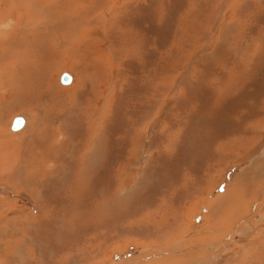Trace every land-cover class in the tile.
Returning a JSON list of instances; mask_svg holds the SVG:
<instances>
[{"label": "rangeland", "instance_id": "obj_1", "mask_svg": "<svg viewBox=\"0 0 264 264\" xmlns=\"http://www.w3.org/2000/svg\"><path fill=\"white\" fill-rule=\"evenodd\" d=\"M123 1L124 4H126L127 9L125 8L124 10H121L119 8V11L114 14V17L116 19L114 25L111 23V21L110 23H108L110 15L112 13V9L116 8L118 4L121 5L122 0H114V4H106V7L104 9H100L96 14L92 15L93 17L89 19L90 22L84 25L86 26L84 27L86 28V32H88L86 33V35H84V38H90L95 42L94 46L98 47V49L96 48L97 52L103 51L101 52V55L106 60L105 62H108L107 60L111 61L110 66L109 64H106V66L104 64L102 68L96 69L98 71L109 70L111 72V78L108 76V74H106L107 77H103V79H108L109 77V84H112V87L108 84L102 85V82H99L95 87L99 89V91H96L93 96L90 91H88V93H85V91L82 90L84 87L86 88L88 84L77 88H71V86L73 87L75 84H68V86L60 85L59 76L62 71L64 70L63 72L70 73L72 77L74 76L73 72L70 69L68 71V68L57 69V67L55 66H50L49 68L51 69V71L48 72V81L49 84L53 85V90H48L46 87L39 88V86L35 85L37 86L35 87V91L30 93L36 99L35 116L33 110L30 112L33 113V116L30 115V120L33 121L32 124L28 126V129L26 130V127L28 125V120H26V124L20 127L19 130H13L11 128V123L15 117L21 116L24 119V117L26 116L27 118H29L27 115L24 116L23 114L19 115L16 113H21V111L24 109H31L29 107H26L25 105L22 107L17 106L16 108L14 106L7 107L9 104H12L11 102L7 103V106L5 107L4 104L6 103H2L1 101L0 134H3L4 138L12 141V143H15V147H25L24 143L31 147L32 149H30V155H32V157L35 156V159L37 158V160H39L38 167H40V163H44L45 168H42V171L45 170L46 177L51 176L50 173L55 168L60 166L56 173L52 175L56 179L58 177H56L55 175H58L59 172H62L64 166L69 167L80 162L82 164H85L87 151L95 159L98 158V156H100V147H110L107 156L113 153V147H117L118 149H115L120 152H122L125 147H134L133 149H138L137 160L136 162H134L130 154V162L128 167L132 165V162H134V164L131 168H128V177L121 176L122 178H113L116 180L114 186L112 187L113 190L111 189L110 194L96 195V200L94 201V203L86 204L84 203V199H87L89 195L87 188L90 184L91 177L101 171V169L106 165L107 160L102 168L94 169L92 168L91 164L87 165V167L84 168L77 167V174L79 175L78 177L75 176V178H77V181L72 180V174L68 173L67 177L69 180L61 178L60 180H58L61 183L57 181L59 185L55 186V188H53L52 186L54 184L53 182H56L54 178H47L49 180L41 182H47V185L43 184V186L46 187L45 193L43 195H40V192L42 191L40 190V184H33L31 186L30 177L26 178V184H23V182H21L20 180V175L23 174V171L26 170V168L28 170L29 165L34 166L30 163L31 161H28L25 158H14L16 168L14 169V166L11 165L5 168L7 156L6 158H3V156L0 154V156L2 157L0 161V173L2 175H5L3 170L9 169L11 167V169L13 170V174L8 170L6 172L8 173L7 176L10 179H15V183L13 185L14 188H17L18 190L24 189L28 194L35 197L34 203L31 197L29 199V196L24 192H18L17 194H15V192H13V189H10V186L7 185V183L0 181V226H7L8 224L9 226H15L17 228L16 230H19L20 232H8L7 235L9 234L13 237L17 236V239L21 242L25 240V242L22 244H20L21 242H19V247L16 248V255L18 257L11 256L8 253L9 251L6 254H2L0 252V264H150V262L152 261L154 263L156 262L155 264H190V261H188V259H190L192 255H187L193 253H196V264H217L229 252V249H224L223 251H221L222 254L218 256H215L214 253L206 252V257L203 258L202 250L201 248L200 250L198 248L201 245L202 241L207 239L206 237H204L208 232L207 230H212L214 226L216 227L218 225L220 229L216 231H222V228L225 227L226 222L230 221L229 223H231L233 220L229 219L237 215L236 213L234 215L231 214L232 209L229 206L223 208L226 205L225 202H227L225 198L226 193L230 188L233 187L237 189V191L241 192L240 198L242 199L243 193H251L252 189H255V191L260 194L264 192V189H260V185L264 183V111H262V109L257 111L254 117H251V119L240 113L243 112V110L241 109L240 112L237 110L236 113L233 112L231 114V117L235 119L234 121H236L235 124L237 126L238 124L253 126V133L243 132L240 128H238L239 132L241 131V133L245 135V139L243 141L240 140L239 135L235 134L232 135L234 137L230 136L229 138H218L216 140V147H192V149L195 148L193 151L199 155H201V152L203 150H209L212 154H215H213L214 156L209 155L213 157L211 160H209L208 162L205 161L202 165L195 166L193 170H188V165H190V167H193L194 165L195 159L190 158L191 152L193 151H190L188 155L184 153L188 147H182V151H179L180 154L176 152L172 153L171 155L175 156L172 157V159H170V153H167L170 152L167 147V140L170 135H166L168 134V122L175 117L172 114V110L176 108V104L179 103L174 98L176 95L172 93L174 92L173 88L170 89V94H164L162 88H159V96H155L153 98H147V94H143V97L146 98L143 102V106H145L144 108L150 106L151 108L153 107L152 110L143 119L137 116H134V118L130 117L133 108L132 101L138 102L135 99H132V87L136 84V81L133 83L136 73L140 71L144 72L154 70L155 66H157L158 68L162 67L161 70L164 71V69L167 67V58L166 56H164V54H162V52L168 50L165 42L168 41L169 37L170 39H173L176 36V31H173V29H178L180 23L181 26L183 24L184 26L187 25L186 30L189 29V31H191L190 29L193 30L196 26H198L196 27V29L199 28L198 30L202 32V36H200V39H198V41L196 40L198 38L197 35L196 37L193 36L195 38L193 39L194 44H192V46L191 44H183L179 46V48H183V53L186 52V50H188V53L200 52L202 56H200L198 60L201 59V57L202 59L196 62L197 64L195 63V69L203 70L214 63V60L217 59L215 58L216 56L213 54L212 56H208L210 50L212 49V51L214 52L215 49L217 51L221 50V55L229 53L232 57L229 60L230 62L227 64V69H224V66L222 65H213L214 67H217V71H220L221 74H223L226 70L229 71L230 65H232L233 62V56L236 57L237 55L240 58L241 65L239 66L238 70V72H240L238 76L240 80L232 76V79L230 80L231 82L227 81L221 84V87L225 86L224 88L222 87L223 89L216 86L215 88L218 89V92H222L223 90L222 93H224L226 88L229 89L227 95H224V97L222 96L223 94H220V92L219 96L217 95V99L222 97L225 98L226 96L229 97V95L231 96L234 94V92L238 91V98L243 101L245 95L248 93L247 90L250 87V89H252L253 91L252 96H255L257 91L259 90V86H262L264 88V17L258 18L260 12H262L261 8H263L264 6V0H237L239 3L236 2V0H231L232 2H230V0H186L183 9L181 5L178 11L182 12V15L181 18H178L177 21L174 20L175 17H173V15H175L173 12L177 10L176 7L175 11L173 8H171V16L168 15L165 17L167 12L164 14V11H162V16L165 17L163 21V24L165 26H169L171 22H173L175 26L178 24V26L176 27L174 26L169 28V34L171 35L168 34L167 39H157L155 35H150L148 33V23L146 24L144 18L145 16H147V14H149L148 12L151 11V9L155 11V7L149 5L150 2H154L157 6L158 11H153L151 13L159 21L162 18L158 15V12H160V10H166L167 8H169V6H172L173 4L171 3H175V1L160 0L159 3H157V0ZM7 2L5 1L4 4H7ZM22 2L25 8L22 17L23 24L29 25L33 23L35 25V22H38L42 17L43 19L46 18V14L41 13L39 9L31 5V2L29 0H23ZM257 2L259 3V5H262H260L259 7ZM4 4L3 1L0 0V10ZM18 4L21 3L15 2L14 6H17ZM203 9L207 11V14H204V11L201 12V10ZM246 15L249 17H247ZM245 20H247V22L249 23H246V30H244L243 32L244 35L242 36V40H247L243 43V46L247 44L246 46L250 48V50L245 46L242 49L239 47L238 49H235L232 44V42L235 41L233 38L238 36L235 35V30L237 31V29H239L238 26L241 28L244 27L246 22ZM14 25L16 24H12L11 26L8 25V27L6 25H3L0 26V28L5 27L6 29H8V31L15 32L16 30L13 28ZM225 25L228 26V30L226 31L222 28V26ZM19 26L20 25L18 24L17 27ZM104 28L106 29V35L109 34L110 36H113L116 33L117 38L111 39V41H109L108 39L109 35L107 38H105ZM196 32L198 33V31ZM190 34L193 35V31L190 32ZM232 34L234 36L231 37L230 35ZM183 35H186L185 31ZM203 35H206V37H204ZM122 36L125 37L123 38ZM231 38L232 41H230ZM147 40H149L148 43ZM26 41L30 42V39L18 41L15 44V47L18 49H22L26 44ZM78 41L81 42L78 38H74V41L71 40L72 43L70 42L66 45H63L64 50H67L70 45L71 48H74L72 49L74 52L70 53L72 54V57L82 58L84 56V59L88 58V62L91 59L96 65L102 64L100 61L96 60L97 58L94 55H91V52H93L95 49H88L89 52H87L88 54H86L85 56L81 44L82 42L78 43ZM216 42L217 44H220V46H216ZM250 42H252L251 47L248 45ZM151 43L153 44V46ZM109 44L111 49H108L110 48L108 47ZM141 44L142 46H140ZM207 44L210 45L207 46ZM126 45L128 46L126 47ZM112 48H114V51L118 52L117 56L119 58L114 56V54L116 53L112 52ZM217 48H219L220 50H218ZM145 49L146 51H144ZM127 50L129 52H127ZM132 50H134V52ZM203 51H206V53L208 54L205 53L204 55ZM28 52L29 51H26V53ZM76 52L77 54L79 52V55H77ZM240 52L243 53L240 54ZM74 53L76 54V56H74ZM21 59H27L29 62H31L28 57H24ZM50 59L52 61V58ZM158 59L161 61H159ZM66 60V58L61 57L58 61L65 62ZM193 60L194 59L191 58V61ZM162 61L164 63H162ZM134 62L136 63V65ZM95 64H93V66H96ZM6 74L7 76L14 78V87L16 88L19 86V91L22 95H26L28 93L26 92V89L29 88V83L24 82L26 78H23V81L18 83L17 78L19 77L20 73L12 75V73L9 72ZM95 74V69L92 67L89 76ZM201 74H203V72ZM180 78L181 77L176 78V80L172 84L174 89H177L178 84L179 88H181V82H179ZM50 79H52L51 83ZM238 80L240 81V84L242 83L243 87L247 86V88H243L242 86L239 87L240 84L238 83ZM116 81H118L117 84L115 83ZM189 81L191 82H188V88H186L185 90L186 92L189 91L190 93H186V95H196L193 92L196 91L197 83L199 80L197 81L195 78L194 80L189 79ZM149 83L145 87L150 91ZM230 87L232 88L230 89ZM87 89L91 88L87 87ZM78 90L79 93L82 91V93L87 94L90 99H85L84 97L77 95L74 101V94L78 93ZM206 90L212 91L210 95L214 97V94L216 92V90L214 91V85L212 87L207 86ZM22 91L25 94H23ZM259 93L260 94L257 95L260 97L259 101L264 102V92ZM138 95L141 102L142 98L140 92H138ZM257 96L254 98L250 97L248 99L250 100L249 102L254 103V101L259 98H257ZM91 98H95V102ZM206 98L208 97L206 96ZM186 103V106H182L185 108H189L190 112L195 109H192L193 105L195 106V104L189 103L187 101ZM92 104H94V106H92ZM121 104L123 105L122 108H120ZM210 105L212 106V103H210ZM253 106L258 108V104L256 103L255 105H252V107ZM217 107L220 110L222 104H217ZM65 108H67V111L69 109V113L66 116L67 120L71 122L73 126L69 124L64 125L61 120L57 118L60 116H64L62 109L64 110ZM96 109L100 110L99 113L98 111H96ZM114 110H118L119 114H117V111L115 114H113ZM125 111H128V113H126ZM75 113H77V115ZM88 113H92V115L85 120L84 117L87 116ZM35 117L39 118V125H37L39 127H36L34 125V121L36 119ZM71 117L73 118V120H70ZM114 117L119 119V121L117 122L116 118ZM128 118L129 123L132 122V119L136 120V123H138L137 125H135L137 128L135 135L133 134L132 129H129V123L127 125L128 130H125V128L121 129L122 132L125 131L124 133H121V130H115L116 126L119 127L120 124H123L122 121H125ZM81 119L84 120V123L87 122V120L88 122L84 125ZM82 123L84 126L82 125ZM70 126L79 134V141L77 143H74V146L71 145L72 148L78 147V149L80 150L79 154H76L75 150L68 151L64 155L62 160V164H64V166H61L60 163H57L53 160H47L45 156V151H47L46 147H67L71 144V141L74 140V134L72 135V133L70 132ZM175 128L176 127L171 129V131ZM39 130L42 131V136H40V138H45L46 136L47 138H45L40 143L41 145L38 141V143H36L33 148L31 142H33L35 137L37 138V135H40L37 132ZM21 132L22 134L18 135V133ZM35 132L37 133V135L34 136L33 133ZM111 132L117 133H114L115 135H110ZM8 133H12L11 136ZM15 134L17 136H15ZM124 135L127 137V139L122 140ZM199 138L200 136L197 135L196 141H202L201 138ZM229 140L230 142H228ZM38 144L40 146L36 147V145ZM121 144L123 148L120 146ZM9 147L10 146L0 148L3 151H6ZM127 150L129 152L130 149ZM179 155H181V158L178 157ZM39 157H42V159H39ZM78 157L79 160L77 159ZM168 157L171 161L169 164L167 161ZM176 160L179 161L177 162ZM253 160L255 161L251 165L247 164L248 162ZM206 164L208 165V167L204 168ZM168 165H173L172 167H176L178 171L182 168H185V171L182 176L177 177L178 179H175L176 177L172 173L173 168L171 169L172 172L166 170V172H168L169 174L172 173L170 175V178L167 176L168 173L166 172H164V175L163 173H160L158 176H155L157 168L169 167ZM38 167H31L29 169H34L36 171L42 172L40 169H38ZM198 167L200 169H198ZM253 167L254 171H249V168ZM73 168L75 169L76 167ZM126 169L127 166L125 168V172ZM37 174L38 173H36V176ZM113 175L114 174H112V176ZM46 177H42V180H45ZM169 180L173 182H170ZM71 182L75 183V185L73 187V190L71 191V194L69 195ZM168 182H170V184ZM63 184H65L63 186V189H68L69 196H63L62 193H58L60 187L62 188ZM187 184L188 188L185 186ZM220 185L222 186L221 189ZM186 189L189 190L187 196L186 194H184L186 192ZM76 190L78 191L76 194L77 198L75 201H73V196ZM50 192H54V195L52 194L51 198L47 200L48 204H45L43 200L48 196V193ZM218 193L222 194L217 195ZM58 194H60V198L67 197L65 202L73 201L72 204L61 210L60 205L63 203L59 202L55 204L56 199L59 198ZM216 196L223 199V204L218 209L214 207V204L217 203V201L216 199H213ZM182 197H185L184 201H177V199H181ZM167 198L171 200V202L167 203L162 200ZM172 198L175 199L172 200ZM78 201H80L79 203H83V208H81V206L76 207ZM210 201H212V205ZM245 206L246 205H244L243 199V201L241 200V202L238 204V207L241 209L238 214L244 212ZM52 207L54 210L51 216L50 211H48L49 214L46 212V208ZM40 208L44 209L45 212H42ZM213 210H215L216 215L213 216L214 213H210V219L213 217V220L208 221L206 219V216L208 215V212H213ZM256 210L259 211L260 208H256ZM222 213L223 215H230L229 217L224 216V219L222 220ZM258 215L264 221V216L262 215V213H259ZM36 217L39 220L38 223L36 222ZM250 219L252 220V218ZM245 220L246 218L242 219L239 224L243 223ZM167 222H169L167 224L168 226L166 225ZM39 228H42L43 230V238L46 243H36L33 241V231ZM160 229L161 231L159 232ZM5 231H9L7 227L6 230L4 229L1 231V238L6 236ZM24 231L27 232L24 233ZM216 231L214 232L213 237H216L217 235L218 238L208 241L204 244H211L216 241H221L222 238L225 237L226 239H230L232 243H235L230 244V247L237 245V247L232 251L230 250L231 253L237 251L242 244L250 241H254V243H252L253 245L249 247L253 246L254 248H256L259 244L264 245V228L260 229V233H255L252 236V239L251 237L248 238L245 236L246 228L242 225L237 226V237L233 234H224L220 236ZM24 237H27V239ZM4 238L3 241H9L12 237H9L7 239ZM22 238H24V240ZM26 241H28L29 245H27ZM32 243L36 244L34 245ZM3 244L4 245L2 247L5 249L7 244ZM164 245L165 248H163ZM22 247H24V249ZM175 247L183 249L184 251H175ZM200 251L201 255L199 259L198 253H200ZM263 251L264 249H262L261 253ZM18 252L20 253V255ZM21 253L23 254L22 256ZM171 253H173V255H171ZM27 254H29V256ZM19 258H23L24 261H21ZM176 258L177 260L183 259V261L177 262L176 260H173ZM191 259L193 260L194 258ZM248 261L246 262V259L242 261H237L236 259H234L232 261V264L235 262H237V264H249Z\"/></svg>", "mask_w": 264, "mask_h": 264}, {"label": "bare ground", "instance_id": "obj_2", "mask_svg": "<svg viewBox=\"0 0 264 264\" xmlns=\"http://www.w3.org/2000/svg\"><path fill=\"white\" fill-rule=\"evenodd\" d=\"M2 1H3V4L5 3V1L7 2V0H2ZM22 1L23 0H18V1L11 0V2H10V0H8L7 4H4L3 7L1 8V10H4V11H1L0 10V26L6 25L8 27V25L11 26L12 24H16L13 27L16 30L15 32L8 31V29H6L5 27L0 28V30L2 29L0 31V102L2 101V103H6V104H4L5 107L7 106V103H9V102H11L12 104H9L7 107L14 106L16 108L17 106L22 107L24 105L26 107H29L31 110L24 109V110L21 111V113H16V114H19V115L20 114L27 115L29 117V118H27V117L25 118L24 117V119H23L21 116H17V118H21V119L24 120V122H23L24 124H26L25 122H27L26 120H28V125L26 127V129H27L28 126H30L32 124V122H33V121L30 120V118H31L30 115L33 116V113H30V112L33 110L34 111V116H35V110H36V99L30 93H32L33 91H35V89H36L35 87H37V86H39V88L40 87H43V88L46 87L48 90H53V85L52 84H49V81H48L49 80L48 79V75H49L48 72L51 71V69L49 68L50 66H52V67L55 66V67H57V69L58 68H68L67 69L68 71L70 69L73 72V74H74L73 80H72V83L71 84L72 85L75 84L73 87L71 86V88H75V87L77 88V87L85 86V85L88 84L86 86V88L84 87L82 90H84L85 93L86 92L88 93V91H90L93 94V96H94V93L96 91H99V89H97L95 87L97 86V84L99 82H102L103 77H107L106 74H108V76L111 78V72L109 70H106V71H104V70L98 71L96 69V68H98V69L102 68V66H104V64H105V66H106V64H109V66H110L111 61L110 60H107L108 62H105L106 60L101 55L102 54L101 52H103V51L97 52L96 51V48L98 49V47H95L94 46V43L95 42L93 40H91L90 38L89 39H85L84 38V35H86V33H88V32H86V30H85L86 28H84L86 26H84V25L86 23H89L90 22L89 19H91V17H93L92 15L96 14L100 9L101 10L104 9L106 7V4H109V3L114 4V2H113L114 0H29L31 2V5H33L37 9H39L41 13L46 14L45 15L46 18L43 19V17H42L38 22H35V25L33 23H32L33 25L32 24H29V25L23 24L22 17H23L25 8H24V5H23V2ZM173 1H176V0H173ZM185 1L186 0H179V3L178 4L171 3L173 5L172 6H169V8H167L166 10H160V12H158V15L161 16L162 19L159 20V21L151 13V12L154 11V10L151 9L152 8L151 7L150 8L151 11H149L148 12L149 14H147V16H145V18H144V21L146 22V24L148 23V26H149V29H148L149 32L148 33L150 35H153V36L155 35V37L157 39L158 38L159 39L160 38L167 39L168 38V34H169V30L164 31V32H160V31L157 30V27L159 25L163 24L164 18L166 16H168V15L171 16V8H173L174 11H175V7L177 8V10L175 12H173L175 14V13H177L179 11L181 5H182V8H183V6L185 4ZM214 1H216V0H214ZM259 1H261V0H259ZM15 2L16 3L18 2V3H21V4H18L17 6H14V3ZM159 2H160V0H157V3H159ZM230 2H232V1L230 0ZM236 2H238V1L236 0ZM149 5L155 7V11H158L157 6H156V4L154 2H150ZM258 5H259V3H258ZM260 5H262V4H260ZM260 5H259V7H260ZM119 8L121 10H124L125 8L127 9V6H126V4H124V1L123 0H122L121 5L118 4V6L116 8L112 9V13L110 15V19H109V22L108 23H110V21H111V23L114 25V23L116 22V19L114 17V14L119 11ZM261 9H262V12H264V6ZM162 11H164V14L167 12L166 15H165V17L162 16V14H163ZM185 12H186V10H185ZM262 12H260L258 18H263L264 17V13H262ZM129 14H131V13H129ZM251 16H253V15H251ZM247 17H249V16H247ZM256 18H253V19H256ZM135 19H136V17H135ZM245 21L246 22H245V26L244 27L241 28V27H239L237 25L239 29L236 28L237 31L235 30V32H236L235 35H238V36H236L235 38H233L235 41H233L232 44L234 46H236V47L243 48L245 46L246 48H248L246 46L247 44H245L243 46V43L246 42L247 40H242V36L244 35L243 32H244V30H246V28H245L246 27V23H249V22H247V20H245ZM177 23H179V22H177ZM18 24L20 25L19 27H17ZM174 26H175V24L173 22H171L170 23V28L171 27H174ZM176 26H178V24ZM186 27H187V25L184 26V24H183L181 26V23H180V25L178 26V29L177 28L176 29L175 28L173 29V31H176V36L173 39H170V37H169L168 41L165 42L166 43L165 45L168 47V50L167 51H163L162 54H164V56H166V58H167L166 59V61H167V67L164 69V71L161 70L162 67H160V68H158L157 66L154 67V70L159 71L161 73V78L159 80H156L155 81L156 73H154V72H152L150 70L149 71H146L145 73L144 72H140V73L137 72L136 75H135L134 81H133V83L136 81V84L132 87V99H135L138 102L132 101L133 102V108H132L131 114L130 113L129 114H130V117H132V118H134V116H137V117H141L142 119L145 118L148 115V113L153 108V107L151 108L150 106L144 108L145 106H143V104H144L143 102H144V99H146V98L143 97V94L144 95L147 94V98H149L151 96L152 91L156 87H158V86L163 87L164 89H166L169 92H171L170 89L173 88V91L174 92H172V93L176 95L174 98L179 103L176 104L177 105L176 108H174L172 110L173 111L172 114L175 117L171 120V129H173L174 127H176L174 130H177V131L172 130L170 133L166 134V135H170L169 138H168V140H167V143H168V146L167 147L170 150V152H167V153H170V155L172 153H174V152L180 154L179 151L182 149V147H185V148L188 147L189 148V149L187 148V150H185V152H184L185 154L188 155L190 151H193L195 149V148L192 149V147H210V148L211 147H216L217 146L216 140L218 138L219 139H221L222 137L229 138L230 136L231 137H234L232 135H233V133L236 130H238V128H240L242 130V129H244L247 126V125H241V124H238V126H237L235 124L236 121H234L235 119H233L231 117V114L233 112L236 113L237 110L239 112H240V109L243 110V112H240V113H242L246 117H249L250 119H251V117H254V115L256 114L257 111H259L261 109H262V111H264V102H259V103L258 102H255V101H254V103L249 102L250 100H248V99L250 97H253L252 96L253 91H252V89H250L251 87L247 90L248 93L245 95V98H244L243 101H241L238 98V91L234 92V94L231 95V96L229 95V97L226 96L225 98H223L224 95H227L229 89L226 88V90L224 89L225 90L224 93H222L223 90H222V92L220 91L221 92L220 93V92L217 91L218 89L215 88L216 86L218 88H222L223 86L221 87V84H223V83H225L227 81L231 82L230 80L232 79V76L235 77V78H238V76L240 74V72H238V70H239V66L241 65L240 64L241 62H240L239 56H237V55H236V57L233 56V62H232V65H230L229 71L226 70L223 74H221L219 76H216V73L218 72L217 71L218 69H217V67H214L213 65H215V66H217V65L224 66L222 63H223V60H224L225 56L224 55H221V52H220L221 50L219 49L220 47L217 48L220 51H217L215 49V52H214V51H212L213 50L212 49V50H210L209 54L206 53V51H203L204 52V55L206 53V54H208V56H212V54L216 56L215 58H217V59L214 60V63L213 64L209 65L208 67H206L203 70L195 69L194 68L195 67V63L198 62V61H200L202 59V57H201V59L198 60V58L200 56H202L200 54V52H191V53H188L187 52L188 50H186V52L183 53L182 52L183 51V48H179V46L180 45H183V44H189V45L191 44V46H192V44H194L193 43V39L197 35L198 38L196 40L198 41V39H200V36H202L201 35L202 32L200 30H198L199 28L196 29V27H198V26H196L193 30L190 29L191 31H189V29L186 30ZM188 27H189V25H188ZM222 28L225 31L228 30V26L227 25L222 26ZM179 29H180V31H179ZM184 31L186 32V35H183ZM192 31H193V35L190 34V32H192ZM196 31H198V33ZM106 34H107L106 33V29L104 28L105 38H107L108 35H109V34L108 35H106ZM169 35H171V34H169ZM146 36H148V35H146ZM193 36H195V37H193ZM203 36L206 37V35H203ZM227 36H229V35H227ZM230 36L232 37L234 35L232 34ZM122 37L124 38L125 36H122ZM74 38L75 39L78 38L82 42L81 43V42L78 41V43H81L82 44V47H83V51H84V55L85 56H86V54H88L87 52H89L88 49H90V50L91 49H95L93 52H91L92 53L91 55H94L97 58L96 60L100 61L103 65L102 64L96 65L91 59L88 62L87 61L88 58L87 59H84L85 58L84 56L82 58H80V57L79 58L72 57V54H70V53L71 52H74L72 50L74 48H71L70 45H69V47H68L67 50H64L63 45H66V44L70 43L71 40L74 41ZM114 38H117V34L116 33L113 36H110L109 35V37H108L109 41H111V39H114ZM27 39H30V42H27L26 41V44L23 46L22 49H18V48L15 47V44L18 41L27 40ZM146 39H147V37H146ZM170 40H172V41H170ZM123 41H126V40H123ZM230 41H232V38H231ZM148 42H149V40H147V43ZM158 42H161V41H158ZM217 42H219V41H217ZM217 42H216L215 45L216 46H220V44H217ZM110 44H109L108 47H110ZM142 44H143V42H142ZM142 44L140 46H142ZM250 44H251V42L248 45L250 46ZM209 45L210 44H207V46H209ZM80 46H79V48H80ZM127 46L128 45H126V47ZM152 46H153V44H152ZM195 46H198V45H195ZM195 46H194V48H195ZM108 49H111V47L108 48ZM146 49L144 51H146ZM248 49L250 50V48H248ZM152 50H153V48H152ZM202 50H203V48H202ZM26 51H29V52L26 53ZM80 51H81V49H80ZM132 51L134 52V50H132ZM132 51H131V53H132ZM112 52L113 53H116V54H114V56H116L117 58H119L117 56L118 55V52L117 51H114V48H112ZM127 52H129V51L127 50ZM76 54H77V52H76ZM76 54L74 56H76ZM106 54H109V53H106ZM228 54H227V58H228V61H229L230 58H232V57L230 56V54L229 55ZM77 55H79V52H78ZM89 55H90V53H89ZM154 56H158V55H154ZM228 56H230V57H228ZM24 57H28L31 62H29L27 59L26 60H22L21 59V58H24ZM61 57L66 58L67 60L65 62H61L62 60L61 61H58ZM50 58H52V61H51ZM117 58H115V59H117ZM191 58H193L194 60L191 61ZM84 60H85V62H84ZM159 61H161V60H159ZM81 62H82V64H81ZM60 63L61 64L63 63V64L61 65ZM162 63H164V62L162 61ZM93 64H95L96 66H93ZM135 65H136V63H135ZM92 67L95 69V73L96 74L89 76V73H90ZM63 71H62V73H63ZM9 72L12 73V75H15L17 73H20L19 74V77H18L19 79L17 78L18 83L19 82H22L23 81V78H26V80H24V82L29 83V88L26 89V92H28L26 95H22L20 93L19 86L16 87V88L14 87V84H13L14 78L13 77H9L6 74V73H9ZM202 72H203V74H201ZM64 73H68V72H64ZM224 76H225V78H224ZM109 77H108V79H109ZM178 77H181L180 78V81H179V82H181L180 83L181 88H179V84H178L177 89L175 88L176 89L175 90L172 84L174 83V81ZM50 78H51V76H50ZM195 78H196L197 81L199 80L198 83H197V89L195 87L196 91L193 92L196 95H193L191 93L192 95L188 96V95H186V93H190V92L189 91L186 92L185 89L188 88V85H187L188 82L189 83L191 82V81H189V79L194 80ZM69 79H70V77H69ZM239 80H238V83L240 84V81ZM51 81H52V79H50V83H51ZM59 81H60V76H59ZM149 82H152V83H149ZM34 83H36V84H34ZM115 83L117 84L118 81H116ZM148 83L150 84L149 85L150 88L148 87L150 89V91L147 90V88L145 87ZM35 85H37V86H35ZM194 85H196V84H194ZM213 85H214V91L216 90V93H217L218 96H219V93L220 94H223L222 95L223 97L222 98H219L218 100L221 101L222 103H224L226 105V110H225L224 113L222 112L223 106L219 110V108L214 105L213 96L210 95V93H211L210 91H208L206 89L205 90H200L203 87L204 88H207V86L212 87ZM240 86H242V83L239 85V87ZM87 87H89L91 89H87ZM255 87H256V85H255ZM231 88L232 87H230V89ZM243 88H247V86H245ZM138 92H140V95H141V98H142L141 99L142 100L141 102H140V99H139ZM85 93H82V91L79 93V90H78L77 95H79L81 97H84L85 99H90V97L87 94H85ZM23 94H25V93L23 92ZM77 95H75V97H77ZM206 96L208 98H206ZM218 96H217V98H218ZM95 98H91V99H93V101L95 102ZM226 98H227V101H226ZM90 101H92V100H90ZM186 101L189 102V103L195 104V106L193 105V107H192V109L195 108L193 111L190 112L189 111V108H187V107L185 108V107L182 106V105H185ZM148 103H149V100H148ZM210 103H212V106L210 105ZM255 103L258 104V108H256L255 106L252 107V105H255ZM150 104H151V102H150ZM92 106H94V104H92ZM122 106L123 105L121 104V107L120 108H122ZM81 107H83V106H81ZM118 108H119V106H118ZM64 110L62 109V112H63L64 116L67 119V116L66 115L69 113V109H68V111H67V108H65ZM216 110H219L220 111V114L218 115V117H215L214 116V112ZM96 111H98V113H99L100 110L96 109ZM116 111H117V114H119L118 110H114L113 111V114H115ZM79 113H82V112H79ZM92 113H88L87 116L84 117L85 120L88 119L92 115ZM126 113H128V111ZM16 114H14V115H16ZM75 114L77 115V113H75ZM127 116H128V114H127ZM82 117H83V115H82ZM35 118L36 119L34 121V125L37 126V125H39V118L38 117H35ZM82 121L84 123V120H82ZM133 121H136V120L133 119ZM87 122H88V120H87ZM87 122H85V123H87ZM83 123H82V125H83ZM85 123H84V125H85ZM37 127H39V126H37ZM119 127L116 126L115 127V130L116 131L117 130L119 131V130H121L123 128H125V130H127V127H123L121 124H120ZM79 128H80V126H79ZM85 128H87V127H85ZM124 132H122V130H121V133H124ZM21 133H18V135L21 134ZM11 134H9V135L11 136ZM91 134H93V133H91ZM80 135H82V134H80ZM197 135L200 136V138H201L202 141H196V136ZM15 136H17V135L15 134ZM83 137H84V135H83ZM239 137H240V140H242V141L245 139V135H239ZM124 139H127V137L124 136L122 140H124ZM132 139H133V137H132ZM160 140H161V138H160ZM78 141H79V134L77 132H75L74 133V140L71 141V144L68 145V146L69 147H72V146H74V143H77ZM228 142H230V140ZM9 145H10V140L4 139L2 141L1 147H6V146H9ZM120 146L122 147V144ZM226 146H227V144H226ZM39 148H42V147H39ZM119 153H120V151L114 149L113 153H111L108 156V158H107V162H106V165H105V171L103 172L101 170L100 172H98L96 174L100 178L102 184H101V186H96L95 187V189H96L95 197H96V195H108V194L111 193V189L114 186V183H115V180H116V179H113V178L120 176V171H121L120 168H121V165L122 166L124 165V161L121 158V156H119ZM213 154L209 152L207 154V157L205 158L204 155H199V154H196V153L191 152V157L190 158L195 159V161H194L193 167H189V166L188 167L191 170H193L195 166L202 165L205 161L208 162L209 160H211L212 157L209 156V155L214 156ZM122 155H124V154H122ZM172 157H175V156H172L171 155V158L170 159H172ZM178 157L181 158V155H179ZM178 157H176V158H178ZM34 158H35V156L32 157V155L29 154L28 157L26 158V160H28V161H31L32 160L33 161ZM180 158H178V159H180ZM170 159L168 157V159H167L168 164L171 162ZM181 161H184V160H181ZM117 164H119L120 167L117 168V169H115L114 166L117 165ZM159 166H161V165H159ZM172 166L157 168L156 173H155V176H158L160 173L161 174L163 173V175H164V172H166V170L172 172L171 169L173 168V172L172 173L176 177V178L175 177L174 178L175 179H178L177 178V177H179L178 176V169L176 167H172ZM184 166H185V164H184ZM178 167H179V165H178ZM198 169H200V168L198 167ZM77 172H78V169L75 168L72 171V176L75 177V175H78ZM61 173H62V175H61ZM166 173H168V172H166ZM172 173H170V174L168 173L167 176L170 178V175ZM112 174H114V175L112 176ZM55 176L58 177L57 179L60 180L61 178H66L67 172L63 169L62 172H59V174L58 175H55ZM106 177H107V185H106ZM47 180H49V179H45L44 181H47ZM110 181H111V184H110ZM169 181L170 182H173L171 180H169ZM170 182H168V183L170 184ZM59 183H61V182H59ZM187 183H189V182H187ZM182 184H183V182H182ZM172 186H173V184H172ZM230 189L226 193V195H227L226 201L227 202H225L226 205L223 208H225L227 206L228 202L233 197V195L235 193V190H236L233 187L230 188ZM59 191H64V190L60 187ZM186 196H187V194H186ZM173 199H175V198H172V200ZM162 200L165 201V202H167V203L171 202V200H169L168 198L167 199H162ZM79 202L80 201H78V204L76 206H79L81 204ZM168 223L169 222H167L166 225ZM168 228H171V227H168ZM4 229L5 228L1 225L0 226V234L2 233L1 231L4 230ZM216 230H218V229L216 228ZM160 231H161V229L159 230V232ZM220 231H216V232L220 233ZM5 233H6V236H9V237H12V238L10 239L11 241L10 240L9 241H7V240L6 241H3V238L6 237V236H4L3 238H1L2 235L0 236V250H3V251H0V252L2 254H6L9 251L8 253L11 256H17L16 255L17 254L16 248L19 247L18 245H19V242H21V241H19L17 239V236H14L13 237V236H10L9 234L7 235L8 231H5ZM28 236H29V234H28ZM9 237H6L4 239H7ZM32 237H33V241L36 242V243H42V242L43 243H46V241H44V238H43L44 237L43 236V233L40 234V237H38V236H32ZM32 237H29V238H32ZM24 238L27 239V237H24ZM24 238H22V239L24 240ZM24 242H25V240L23 242H21L20 244H22ZM26 242H27V245H29L28 244V241H26ZM3 243H6L8 245V246L6 245V248L7 249L6 248L4 249L2 247L4 245ZM32 244H34V243H32ZM22 248L24 249V247H22ZM19 255H20V253H19ZM22 255L23 254L21 253V256ZM27 255L29 256V254H27ZM19 259L21 261L23 260V258H19ZM155 263L153 261L150 262V264H155ZM249 264H251V263H249Z\"/></svg>", "mask_w": 264, "mask_h": 264}, {"label": "crops", "instance_id": "obj_3", "mask_svg": "<svg viewBox=\"0 0 264 264\" xmlns=\"http://www.w3.org/2000/svg\"><path fill=\"white\" fill-rule=\"evenodd\" d=\"M175 3L176 4H178L179 3V0H176L175 1ZM206 3H208V2H206ZM208 4H210V3H208ZM183 9V8H182ZM204 11V14H207V11L206 10H201V12H203ZM183 12H184V10H183ZM176 15V16H175ZM175 15H173V17H175L174 18V20H178V18H181V15H182V12H177V13H175ZM169 28H170V24H169V26H165L164 24H161V25H159L158 27H157V30L158 31H160V32H164V31H167V30H169ZM224 30V29H223ZM251 44H252V42H251ZM251 44H250V46H251ZM234 46V45H233ZM235 47V49H238V47H236V46H234ZM240 48V47H239ZM242 49V48H241ZM243 52H240V54H242ZM224 56H225V58H224V60H223V65H224V68H227V64L229 63V61H228V58H227V54H223ZM150 71H152V72H154V73H156V78H155V81L156 80H159L160 78H161V73L159 72V71H154V70H150ZM140 72H142V71H140ZM139 72V73H140ZM144 72H146V71H144ZM64 73V72H63ZM63 73H61L60 74V76L63 74ZM67 74H69V76H70V81L67 83V84H62V83H60V81H59V84L60 85H67L68 86V84H71L72 83V75L70 74V73H67ZM219 75H221V72L220 71H218L217 73H216V76H219ZM224 78H225V76H224ZM109 79H103L102 80V85L103 84H108V85H112V84H109ZM114 85V84H113ZM112 87V86H111ZM159 88H162V91H164V94H166V93H168V94H170L171 92H169V91H167L166 89H164L163 87H161V86H158V87H156L153 91H152V93H151V96L150 97H155V96H159V93H160V89ZM206 88H201L200 90H205ZM211 93H212V91H210ZM259 92H264V88L262 87V86H259V90L257 91V93H256V95L255 96H253V97H256L257 95H259L260 93ZM75 95H77V93H75L74 94V101H75ZM259 96H257V98H258ZM201 98V97H200ZM259 99H260V97L255 101V102H263V101H259ZM213 101H214V105L215 106H217V104H221L222 102L221 101H219L218 99H217V93L215 92V94H214V97H213ZM222 106H223V110H222V112L224 113L225 112V110H226V105L224 104V103H222ZM220 114V111L219 110H216L215 112H214V116L215 117H218V115ZM25 116V115H24ZM25 118H26V116H25ZM58 119H60L61 120V122L64 124V125H72V123L71 122H69L67 119H66V117L65 116H60V117H57ZM114 118H116V117H114ZM70 120H73L72 118H70ZM116 120L117 121H119V119H117L116 118ZM128 120H129V118L128 119H126L125 121L123 120L122 122H123V124H121L123 127H127V125H128ZM24 124V123H23ZM130 125H129V129L131 130L132 129V131H133V134H135L136 133V126L135 125H137L138 123H136V121H133V119H132V122L131 123H129ZM168 124H169V127H168V133H170L171 132V121H169L168 122ZM23 126V125H22ZM73 126V125H72ZM37 127V126H36ZM114 127V126H113ZM112 127V128H113ZM28 129V128H27ZM26 129V130H27ZM19 130V129H18ZM127 130H128V128H127ZM241 131H243V132H247V133H253L252 131H253V126H249V125H247L244 129H242ZM241 131L239 132V130H236L234 133H233V135H243L242 133H241ZM40 135L38 136L37 135V133L35 132V133H33V135L35 136V135H37V138L35 137L34 138V140H33V142H31L32 143V146L34 147V145L36 144V143H38V141H39V144L45 139V138H47V136L45 137V138H40V136H42V131L41 130H39V131H37ZM70 132L72 133V135L76 132L75 130H73L72 128H71V126H70ZM115 134L117 133V132H114ZM113 132H111V134L110 135H115ZM22 134V133H21ZM20 135V134H19ZM125 136V135H124ZM126 137V136H125ZM4 139H6V138H4V135L3 134H1L0 135V147H1V145H2V141L4 140ZM245 142H246V140H245ZM25 144V147H15L16 145H15V143H12V141H10V147L8 148V150H6V151H3L1 148H0V154L3 156V158H6V156H7V162L5 163V168L7 167V166H9V165H11V166H14V169L16 168V165H15V159L14 158H27L28 157V155L30 154V149H32L31 147H29L26 143H24ZM36 145V147H38V146H40V145ZM59 148V149H58ZM75 148V149H74ZM109 148L110 147H100V156H98V158H94L88 151H87V157H86V163L85 164H82L81 162L80 163H76V165H73V166H69V167H67V166H64V164H62L63 162H62V160H63V157H64V155L68 152V151H71V150H75L76 151V154L78 153L79 154V152H80V150L78 149V147L76 148V147H69V146H67V147H46V150L47 151H45V156H46V158H47V160H53V161H55V162H57V163H60L61 164V166H64L63 167V169L67 172V175H68V173H70V174H72V171L74 170V168L73 167H87V165H92V168H94V169H96V168H102L103 167V165L105 164V162H106V160H107V154H108V151H109ZM114 149L116 148V147H113ZM134 147H125L124 149H125V151H124V149H123V152H120L119 153V156H121V158L123 159V161H124V165L122 166V168H120V170H122V172L120 171V176L119 177H128V173H129V171H128V168H131L132 167V165L134 164V162H136V160H137V152H138V149H133ZM242 148V147H241ZM250 148H252V147H250ZM250 148H249V150H250ZM15 149V150H14ZM116 149H118V148H116ZM115 149V150H116ZM127 149H130L129 150V152H128V150ZM133 149V150H132ZM132 150V151H131ZM211 153V151H205V150H203L202 152H201V155H204L205 156V158L207 157V154L208 153ZM193 153H195L194 151H193ZM75 154V155H76ZM122 154H124V155H122ZM130 154H131V157H132V160H134V162H132V165L131 166H129L128 167V165H129V162H130ZM236 154H237V152H236ZM15 155V156H14ZM215 155V154H214ZM233 155H235V154H233ZM213 158V157H212ZM1 159H2V157L0 156V161H1ZM39 159H42V157H39ZM78 160H79V157L77 158ZM255 160H253V161H250V162H248L247 164L248 165H251L253 162H254ZM217 162V161H216ZM22 163V162H21ZM31 164H33L34 166H32V165H29V168H33V167H35V168H37L38 167V164H39V160H37V158L35 159L34 158V160L32 161L31 160V162H30ZM36 165H37V167H36ZM94 166V167H93ZM126 166H127V169H126V172H125V168H126ZM189 167H190V165H188ZM120 167V165L119 164H117V165H115L114 166V168L115 169H117V168H119ZM188 167V170H190V168ZM208 167V165L206 164L205 165V167L204 168H207ZM28 168V170H27V168H26V170H24L23 171V174H21L20 175V180H21V182H23V184H26L25 183V180H26V178H29L30 177V179H31V181H30V185L32 186L33 184H37V185H39L40 184V189L42 190V192L40 193V195H43L44 193H45V186H43V184H45V185H47L46 184V182L45 183H41L42 181H44V180H42V177H46V173H45V170L44 171H42V168H45L44 167V163H40V167H38V169H40L42 172H43V175H42V172H40V171H36V170H34V169H29ZM60 168V166L59 167H57V168H55L51 173H50V175L51 176H49V177H46V179L47 178H51V177H53L52 175H54L55 173H56V171L58 170ZM11 171L12 172V174H13V170L11 169V167L9 168V169H5V170H3V172L5 173V175H2L1 173H0V181H2V182H5V183H7V185H9L10 186V189L12 188L13 189V192H15V194H17L18 192H24L25 194H27L28 196H29V199H30V197H31V199L34 201V203H35V197H33V196H31L30 194H28L24 189L23 190H18L17 188H14V183H15V179L13 178V179H10L8 176H7V172L6 171ZM103 172L105 171V166L101 169ZM184 171H185V168H182V169H180L179 171H178V176L180 177L181 175H183V173H184ZM249 171H254V167L253 168H249ZM36 173H38L37 174V176H36ZM76 177H78L79 175H75ZM121 177V178H122ZM54 178V177H53ZM114 178H118V177H114ZM65 179H67V180H69L68 179V177L66 176V178ZM54 180L56 181V182H53L54 184L52 185L53 186V188H55V186H58L59 185V183H57V181L59 180V179H56V178H54ZM72 180H75V181H77V178H75V177H73L72 176ZM120 181V180H119ZM119 181H118V184H119ZM69 183V182H68ZM101 180H100V178L98 177V175H94V176H92L91 177V180H90V184H89V186H88V188H87V191L89 192V195H88V198L87 199H84V203H86V204H88V203H94V201L96 200V197H95V193H96V189H95V187L96 186H101ZM123 184V183H122ZM50 185H51V183H50ZM50 185H48V186H50ZM65 184H63L62 185V189H63V186H64ZM74 185H75V183H70V192H69V195L71 194V191L73 190V187H74ZM106 185H107V177H106ZM42 186L44 187L43 189H42ZM47 186V187H48ZM122 186V185H121ZM186 187L188 188V185H186ZM262 188V189H261ZM260 189L261 190H263L264 189V183L263 184H261L260 185ZM64 190V189H63ZM188 189H186V192L184 193V194H187L188 193ZM242 191V190H241ZM77 190L75 191V193H74V196H73V201H75L76 200V198H77V196H76V194H77ZM58 193H62V195L63 196H65V195H68V189L67 190H64V191H59ZM223 193V192H222ZM222 193H218L217 195H219V194H222ZM54 195V192H50V193H48V196L43 200V202L45 203V204H48V202H47V200H49L50 198H51V195ZM85 194V193H84ZM248 194V195H247ZM68 195V196H69ZM58 196H59V198L58 199H56V201H55V204L56 203H59V202H62L63 204H61L60 205V207H61V210L62 209H64L65 207H68V206H70L71 204H72V202H65L66 201V198L67 197H63V198H60V194H58ZM227 197V195L225 196V198ZM241 197V192H239V191H237V189L235 190V193H234V195H233V197L230 199V201L228 202V204H227V206H229L231 209H232V212H231V214H237L236 216H233L231 219H229V220H233L231 223H229V222H226V225H225V227L224 228H222V231L219 233V235L220 236H222V235H224V234H227V235H234V236H238V234H237V226H239V225H242V226H245V228H246V232H245V236L246 237H251V239H252V236L255 234V233H260V229H263L264 228V221H263V219H261L260 218V216L258 215L259 213H262V215L264 216V192L263 193H258V192H256L255 191V189H252V191H251V193H248V192H244L243 193V198L241 199L240 198ZM2 199V198H1ZM184 199H185V197H182L181 199H178L177 201H184ZM216 199V201H217V203H215L214 204V207H216L217 209L223 204V199H221L220 197H218V196H216L213 200H215ZM243 199H244V205H246L245 206V210H244V212H241L240 214H238L240 211H241V209L238 207V204L241 202V200L243 201ZM4 200V199H3ZM212 200V201H213ZM212 201H210L211 202V204H212ZM220 201V202H219ZM65 202V203H64ZM79 206H81V208H83L84 207V205H83V203L81 202V204L79 205ZM89 206V205H88ZM226 206V207H227ZM77 207V206H76ZM256 208H260V210L259 211H257L256 210ZM41 210H42V212H45V210L44 209H42V208H40ZM53 207L52 208H46V212L48 213V211H50V214H51V216H52V214H53ZM222 212H225V211H222ZM210 213H214V215L213 216H215L216 215V213H215V210H213V212H208V215L206 216V219L208 220V221H212L213 220V217L210 219ZM49 214V213H48ZM229 215L230 214H224L223 215V213H222V220L224 219V216H226V217H229ZM77 217H78V215H77ZM246 218V220L243 222V223H241V224H239V222L242 220V219H245ZM250 218H252V220L250 219ZM36 219V222L38 223L39 222V220L37 219V217L35 218ZM230 224V225H229ZM168 226V225H167ZM171 226V225H170ZM4 228H5V230H6V227H7V229L9 230L8 232H13V233H18V232H20L19 230H16L17 228L15 227V226H9V224L7 225V226H3ZM213 227V226H212ZM216 228L217 229H220L219 227H218V225L216 226V227H213L212 228V230H207L208 232L206 233V235L204 236V237H206L207 239H205V240H203L202 241V243H201V245L199 246V250H200V248H201V250H202V254H203V258H205L206 257V252H208V253H214V255L215 256H218V255H221L222 253H221V251H223L224 249H229V252L224 256V258L220 261V262H218L217 264H232V261L234 260V259H236L237 261H242V260H245L246 259V262L248 261V259H249V263H251V264H264V251L261 253V251H262V249H264V245L263 244H259V245H257V247L256 248H254L253 246L252 247H249V246H251V245H253L252 243H254V241L253 242H246V243H244V244H242L241 246H240V248L237 250V251H234V253H231L230 252V250L232 251L234 248H236L237 247V245H234L233 247H230V244H235V243H232L231 241H230V239H226L225 237H223L222 238V240L221 241H216V242H214V243H211V244H204V243H206V242H208V241H211V240H213V239H217L218 237L216 236V237H213V234H214V232L216 231ZM27 231H24V233H26ZM34 232V236H38V237H40V234L43 232V230H42V228H39V229H37V230H34L33 231ZM233 232H235V233H233ZM219 236V237H220ZM191 243H193V242H191ZM204 244V245H203ZM203 247V248H202ZM163 248H165V245L163 246ZM175 251H184L183 249H180V248H176L175 247ZM238 252H241V253H238ZM199 254V259H200V255H201V251H200V253H198ZM261 254V255H260ZM171 255H173V253H171ZM189 255H192V257L191 258H194L193 260L190 258V259H188V261H190L189 263L190 264H196V262H195V256H196V253H193V254H188L187 256H189ZM251 257H252V260H251ZM173 260H176L177 262H179V261H183V259H181V260H177V258L176 259H173ZM258 260H260V261H258ZM258 261V262H257ZM168 264V263H167ZM233 264H237V262H235V263H233Z\"/></svg>", "mask_w": 264, "mask_h": 264}, {"label": "water", "instance_id": "obj_4", "mask_svg": "<svg viewBox=\"0 0 264 264\" xmlns=\"http://www.w3.org/2000/svg\"><path fill=\"white\" fill-rule=\"evenodd\" d=\"M69 74H67V73H63L61 76H60V83H62V84H67L69 81H70V79H69V77L70 76H68ZM23 122H24V120L23 119H21V118H17V117H15L14 119H13V121H12V125H11V128L13 129V130H18V129H20V127H22V125H23ZM221 185H220V189H221Z\"/></svg>", "mask_w": 264, "mask_h": 264}]
</instances>
